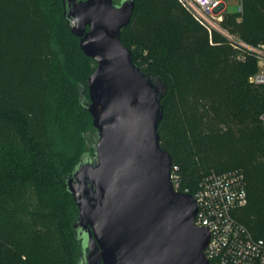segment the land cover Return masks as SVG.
<instances>
[{"label":"trees","instance_id":"1","mask_svg":"<svg viewBox=\"0 0 264 264\" xmlns=\"http://www.w3.org/2000/svg\"><path fill=\"white\" fill-rule=\"evenodd\" d=\"M243 10L258 26L231 31L264 44V0H243ZM120 40L166 84L159 144L181 189L193 195L206 174L240 171L247 203L233 217L263 238L264 86L248 81L254 58L238 59L218 35L210 44L176 0H134ZM94 69L61 0H0V264H79L85 237L73 229L65 177L93 152L84 103Z\"/></svg>","mask_w":264,"mask_h":264},{"label":"water","instance_id":"2","mask_svg":"<svg viewBox=\"0 0 264 264\" xmlns=\"http://www.w3.org/2000/svg\"><path fill=\"white\" fill-rule=\"evenodd\" d=\"M71 33L95 62L84 108L95 130L93 152L65 186L84 236L79 264H210L209 231L196 226L197 204L176 191L172 160L159 144L165 82L135 65L120 40L134 0H61Z\"/></svg>","mask_w":264,"mask_h":264},{"label":"built area","instance_id":"3","mask_svg":"<svg viewBox=\"0 0 264 264\" xmlns=\"http://www.w3.org/2000/svg\"><path fill=\"white\" fill-rule=\"evenodd\" d=\"M192 19L207 33L209 43L218 35L236 51L238 59L254 58L256 71L248 78L253 85L264 86V44H251L231 31L228 17L243 12V0H238L234 13L226 9V0H176ZM170 179L176 191L181 189L179 169L171 165ZM197 204L196 226L208 229L210 237L205 257L214 264H264V237L255 238L234 217L233 212L247 203L244 176L240 171L210 172L203 176L192 195Z\"/></svg>","mask_w":264,"mask_h":264},{"label":"rangeland","instance_id":"4","mask_svg":"<svg viewBox=\"0 0 264 264\" xmlns=\"http://www.w3.org/2000/svg\"><path fill=\"white\" fill-rule=\"evenodd\" d=\"M226 4V9L228 12L234 13L237 6L239 5V1L238 0H226L225 2ZM234 16V21L228 23L229 28L231 30H234L235 25H237L239 27L240 30H247L249 26L252 27H257L259 22V19L252 14H248L247 17L244 16V10L241 14H233Z\"/></svg>","mask_w":264,"mask_h":264},{"label":"flooded vegetation","instance_id":"5","mask_svg":"<svg viewBox=\"0 0 264 264\" xmlns=\"http://www.w3.org/2000/svg\"><path fill=\"white\" fill-rule=\"evenodd\" d=\"M112 2H113V4H115V5H119L120 0H113Z\"/></svg>","mask_w":264,"mask_h":264}]
</instances>
